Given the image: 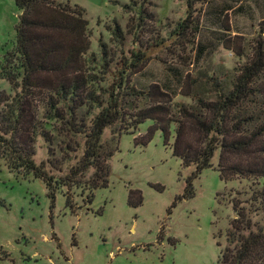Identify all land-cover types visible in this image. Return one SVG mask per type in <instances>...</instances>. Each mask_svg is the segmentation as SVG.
<instances>
[{"label": "rangeland", "instance_id": "1", "mask_svg": "<svg viewBox=\"0 0 264 264\" xmlns=\"http://www.w3.org/2000/svg\"><path fill=\"white\" fill-rule=\"evenodd\" d=\"M61 2L85 11L90 41L85 67L101 100L105 101L115 82L106 66L116 76L121 63L135 61L133 54L140 51L146 60L136 63V70H126L129 85L138 91L158 87L172 99L166 104L167 117L175 119L177 104L193 107L194 96L215 101L220 87L225 94L234 91L261 49L263 63L250 85L256 105L247 102L244 108L258 110L264 117L263 0L198 4L197 25L184 30L178 27L186 19L183 0ZM17 22L14 1L0 0V73L7 66V55L14 51ZM115 25L121 38L112 33ZM92 58L98 65L102 60L107 64L96 67ZM0 91L14 94L4 79H0ZM128 99L132 100L128 114L154 102L142 96ZM87 113V109L81 111L88 129L91 117ZM38 117L51 143L38 138L33 160L36 164L51 161L50 173L64 182L79 164L85 140L62 132L60 124L44 119L42 110ZM128 123L126 115L123 122L104 130L102 142L116 152L108 164V186L93 194L87 187L93 169L60 186L52 197L43 180L24 178L0 160V264H217L234 218L230 201L237 198L248 209L246 202L262 180L236 176L221 181L217 150L212 166L192 181L194 196L182 198L195 167L184 168L172 155L175 125L167 145L157 131L146 146H135L134 139L143 136L153 122L134 130ZM129 190L141 193V205H129ZM90 195L92 202H88Z\"/></svg>", "mask_w": 264, "mask_h": 264}, {"label": "trees", "instance_id": "2", "mask_svg": "<svg viewBox=\"0 0 264 264\" xmlns=\"http://www.w3.org/2000/svg\"><path fill=\"white\" fill-rule=\"evenodd\" d=\"M13 1L18 11L14 51L7 55V66L2 69L0 79L9 83L14 94L0 91V160H5L12 172L23 173L24 178L32 176L43 180L52 197L60 186L93 169L87 185L93 194L94 190L108 186V164L116 152V149L108 150L102 142L105 129L123 122L126 115L130 122L127 126L133 130L152 121L147 132L134 139V145L146 146L157 131L167 145L171 127L175 125L172 155L184 168L195 167L186 181L182 198L194 196L192 181L212 166L217 150L221 181L228 182L236 176L262 180L258 183L260 189L253 191L246 202L250 205L248 209L242 207L243 202L237 198L230 201L234 218L226 231L227 245L219 250L217 264H264V117L258 110L244 108L247 102L256 105L251 99L253 89L250 85L263 63L261 49L257 59L238 79L234 91L225 94L221 87L218 88L215 101L194 96L196 105L190 108L184 104L175 105L177 117L172 119L167 117L170 113L166 104L171 103L170 97L158 87L138 91L127 81L126 70H136V63L146 60L140 51L133 54L135 61L121 63L116 76L106 66L115 82L105 101L95 95L91 86L93 79L84 61L90 41L89 22L83 8L61 0ZM183 1L186 19L179 24L180 30L197 25L196 5L209 0ZM261 24L264 32V19ZM112 33L122 37L118 25ZM91 60L96 67L107 64L105 60L101 61L102 65ZM141 96L153 98V104L133 114L126 113L132 102L128 98L138 100ZM38 102L43 104L40 106ZM83 109H87L91 117L88 129L81 116ZM40 110L45 120L60 124L62 132L85 140L83 156L79 164L70 169L64 182L50 173L51 161L36 164L33 160L38 138L51 143L44 123L39 120ZM153 187L163 190L159 185ZM92 198L90 195L88 202H92ZM128 201L132 207L141 205V193L129 190ZM66 204L70 206L67 197Z\"/></svg>", "mask_w": 264, "mask_h": 264}]
</instances>
